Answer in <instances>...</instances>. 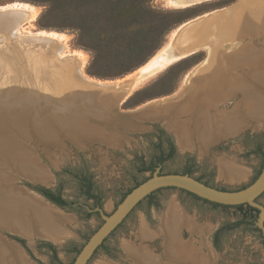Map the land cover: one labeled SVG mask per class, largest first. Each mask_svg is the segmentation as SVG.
<instances>
[{
  "label": "rangeland",
  "instance_id": "374dc122",
  "mask_svg": "<svg viewBox=\"0 0 264 264\" xmlns=\"http://www.w3.org/2000/svg\"><path fill=\"white\" fill-rule=\"evenodd\" d=\"M240 1L212 0L178 8L172 6L169 0H59L57 6L51 9L49 0H0V7L14 2L33 6L36 12L35 20L24 24L19 29V33L29 35L43 30L64 34L67 38L68 50L79 53L85 58L84 74L93 80L103 82L120 80L135 72L169 43L173 32L180 25L214 11L235 6ZM242 7L241 1V9ZM122 9L126 12L121 11ZM75 14H81L87 22L83 24L76 22L72 19ZM234 14L238 19L237 12ZM1 24L0 104L6 105H0V113L6 110L23 109V107L28 109L30 106L37 105V109L42 113L41 117L50 118L49 120L53 121L51 114L65 112L72 107L74 91H69L66 97L62 98L57 76L44 72L45 70L38 71L39 68L35 63L14 52L7 44L10 39L7 33L11 25L4 22ZM237 28V24L231 25L228 30L230 33L227 32L217 43V53L212 59L208 60L206 56L208 52L202 50L183 60H176L147 82L144 81L136 88L137 91L135 90L116 110L123 113L135 111L150 102L164 100L173 95L181 96L187 92V97L200 95V89L211 88L207 85L206 79L214 69L222 70L228 66L227 61V64L224 63L226 56L233 55L239 50L250 51L251 45H264V28L260 32L257 31L258 33L251 40L248 36L251 34L250 29H247L246 34H239ZM88 34L93 38H88ZM246 61L241 58V64L237 67L231 63L233 66L230 67L234 69L229 70L230 77L241 74V80L247 78L253 71V66L247 65ZM201 64H204L198 74L201 81L198 80L196 83L199 87L185 86V77L194 68L201 67ZM28 76L31 77L28 79ZM43 86L53 90L56 95L45 97L43 91L41 92ZM19 88L22 89L19 91ZM212 88L216 90L215 86ZM26 89L27 93H24ZM233 95H224L223 100L212 104L206 113L217 116L234 110L240 104L241 97L237 93ZM182 100V103L186 101ZM51 102L57 107L52 106ZM175 106H180V103ZM168 109L165 108V112ZM242 109L243 104H241ZM180 111L175 116L179 121L185 120L187 112H182L181 109ZM94 113L105 112L100 105ZM117 120L120 124L116 125L126 126L123 121ZM127 120L129 125L134 126L129 131L113 127L102 129L104 136L103 134L99 136L109 140L116 139L110 143L77 144L59 132L50 136L36 134V132L31 134L29 131L20 134L21 144L19 145L33 156L45 181L30 175H28L30 179L22 178L13 166L16 163L11 162L14 159L7 156L0 167V173H5L10 178V180H4V185H9L8 189L11 187L21 195L32 197L35 195L31 192H38L40 188L59 193L66 202V207L57 210L69 218V222L64 225V230L68 233L67 237L55 243L56 245L53 244L56 253L54 259L44 245L50 244V239L47 240L48 238L44 239L38 235L28 238L8 227L0 228L2 241L4 242L3 239H5L7 243L17 245L29 264H73L84 244L102 225L103 220L97 210H100L104 216H108L130 190L142 184L154 172L159 175H183L189 169L191 170L189 176L207 186L224 191H237L250 185L264 166V120L259 122L247 119L248 126L236 135L214 141L202 150L195 137L192 140V149L182 150L165 118L154 122L139 120L135 117ZM88 125L91 126L92 123L88 122ZM90 126L87 128L89 132H93L89 129H94L99 134L98 128H90ZM166 136L172 141L173 155L162 163H158L160 152L164 151L165 155L168 152ZM52 143L54 145H51ZM2 150L0 148L1 152ZM35 162L33 161L34 164ZM221 162H227L231 166L245 170L246 178L231 183L224 180L220 177ZM150 166L155 167L152 173L143 171ZM83 178L89 179L92 183L91 192L98 197V205L83 194L81 181ZM150 195L141 200L110 233L87 264H135L128 257L123 243L139 248L146 247L165 262L160 230L162 222L168 216L171 204H176L183 216L195 227L191 230L183 228L180 231L182 241L191 243L200 249L202 254L210 251L213 254L214 264H264V193L255 201L257 208L243 205L241 209L226 205H223L225 207L213 206L192 197L184 190L172 187L158 189ZM238 221H242V224L231 231L222 232L215 247L213 239L216 231ZM141 223H145L148 230L157 234V237L150 241H141L138 238ZM201 234L205 235L206 248L200 246ZM16 239H20L21 243Z\"/></svg>",
  "mask_w": 264,
  "mask_h": 264
},
{
  "label": "bare ground",
  "instance_id": "6f19581e",
  "mask_svg": "<svg viewBox=\"0 0 264 264\" xmlns=\"http://www.w3.org/2000/svg\"><path fill=\"white\" fill-rule=\"evenodd\" d=\"M208 1L212 0H169V3L174 7L185 8ZM241 1L243 3L242 9ZM241 1L235 6L214 11L180 25L173 32L169 43L135 72L120 80L103 82L93 80L84 74L85 58L79 53L68 50L67 38L64 34L43 30L34 34L30 33L29 35L19 33V29L24 24L35 20L36 12L33 6L14 2L0 7V28H2V22L11 25V29L9 28L7 33L10 38L7 43L9 47L18 55L26 57L31 63H35L37 68H39L37 69L38 71L45 70L44 72L57 76V84L59 82L58 86L60 88L59 93H61L60 96L62 98H65L66 93H69V91H74L75 93L72 107L68 111L51 114L53 121L49 120L50 118H42V113L37 109V105L30 106L29 104L30 107L28 109L26 107L20 108V112H17L20 110L18 108L17 110H6L0 113V148L3 149L2 152L0 151V167L4 163L3 159H7V156H10V159H14L11 162L16 163L12 165L16 167L20 175L27 178H29L28 175L35 176L45 181L43 179L44 175L37 168L35 160H33V156L24 151V148L19 145L21 144L20 134L24 133V131H29L31 134L36 132V134L45 136L55 135L59 132L68 138H74L80 144L94 140L110 143L116 139L109 140L99 136L103 134L101 132L102 129L104 127H107V129L113 127L129 131L134 128L133 125L128 124L129 121L127 119H132L129 115L135 116L138 114L135 118L139 120L151 119L156 121L165 118L169 129L176 135L177 144L182 150L192 149L194 137L199 143L200 150H202L214 141L236 135L248 126L247 119L262 122L264 120V45H251L250 51L239 50L233 55L224 56V63L227 64V61L228 66L225 69L222 68L221 70L219 68L210 72L206 83L211 88L200 89V95L196 94L187 97V92L181 96L173 95L164 100L150 102L135 111L123 113L116 110L135 92L138 86L144 81L147 82L176 60H183V58L185 59L202 50L208 52L206 55L208 60L212 59L213 55L217 53V43L221 41L227 32L230 33L228 30L231 25L237 24V32L239 34H246L247 29H250L249 32L251 34L248 36L250 40L253 39L256 36L255 34L264 28V0ZM235 12L238 14V19H236ZM241 58L247 60V65L253 66V71L247 78L242 80L241 74L236 77H230L229 73L230 69H234L230 67L233 66V63L235 67L241 64ZM235 59L236 61H233ZM203 65L199 68H194L185 77V86H190L191 88L195 87V85L197 86L198 80L199 82L201 81L198 74H200ZM30 77L28 76V79ZM212 86H215L216 90ZM43 87L41 92L43 91L45 97L56 95L53 90ZM89 88L99 90L101 92L100 95H96L93 91L89 92ZM21 89L19 88L18 90L20 91ZM27 89L24 93H27ZM83 93L88 98L84 99L82 97ZM234 93L241 97L240 104L234 110L217 116L211 115L212 113H206L212 104L221 102L224 95H233ZM29 97L35 99L31 95ZM186 97L187 99H185ZM182 99L186 100V103H182ZM53 102H51V105ZM177 103H180V106H175ZM241 104H243L242 110ZM0 105L6 104L1 103ZM100 105L107 114L94 113ZM52 106L57 107L54 103ZM165 108H169L171 111H168V109L165 112ZM180 109L182 112H187V118L182 121H179L177 116H175ZM116 118L123 121L127 127L116 125L120 124ZM87 121L92 123V125H88ZM88 126L90 128H98L100 130L99 134L94 129H89L93 131L89 132L87 130ZM91 133L97 135H92ZM10 138L13 139L10 140ZM51 145H54V143ZM80 147L82 146L80 145ZM219 171L220 177L230 183L242 181L247 176L245 170L231 166L227 162L220 163ZM4 180H10V178L5 173H0V228L5 226L28 238L38 235L55 242L62 241L63 238L67 237L68 233L64 230V225L69 222L68 217L61 214L62 212L60 213L59 209H55V207L49 205L38 196L21 195L11 187L8 189L9 185H4ZM183 228L188 230L195 229L190 224L189 219H186L179 211L177 205L171 204L168 216L162 222L160 230L164 244L165 262L160 259V256L153 254L146 247L139 248L128 243H123V247L132 263L134 262L135 264H214L213 254L210 251L202 254L200 249L191 243L182 241L180 231ZM201 235L200 246L206 248L205 235ZM156 237L157 234L149 231L145 223H141L138 229V238L141 241H150ZM11 263L29 264L22 251L7 245L0 238V264Z\"/></svg>",
  "mask_w": 264,
  "mask_h": 264
},
{
  "label": "water",
  "instance_id": "95a60500",
  "mask_svg": "<svg viewBox=\"0 0 264 264\" xmlns=\"http://www.w3.org/2000/svg\"><path fill=\"white\" fill-rule=\"evenodd\" d=\"M91 91L95 92L96 95H100L101 93L97 89L89 88V92ZM82 97L84 99L88 98L86 94H84ZM114 112L116 111L114 110ZM129 116L134 118L138 116V114L135 116L133 115H129ZM145 120L149 122L155 121L151 119H145ZM68 139L72 140V142L73 141L76 142L74 138L73 139L68 138ZM92 142L102 143L103 141L94 140ZM76 143L80 144L78 142ZM18 175L20 174L18 173ZM20 176L22 178H25L22 175ZM170 187L184 190L210 203L226 205V206L248 205L257 208L258 206L255 204V201L259 196H261L264 193V166L261 172L259 173V175L257 176V178L250 185L237 191L219 190L207 186L195 180L189 175H179V174L159 175L156 172H154L150 176V178H148L142 184L134 188L129 194H127L111 214H109L108 216H104L100 212V210H97V212H99L101 216V219L103 220L102 225L93 233V235L84 244L83 248L80 250L77 257L75 258L73 264H87L88 260L91 258L95 250L102 244V242L109 236V234L125 219V217L134 209V207L141 200H143L145 197H147L152 192L158 189L170 188ZM32 193L35 196L40 197L49 205L57 209H60L58 206H56L55 204L51 203L46 198H44L37 191H32Z\"/></svg>",
  "mask_w": 264,
  "mask_h": 264
},
{
  "label": "trees",
  "instance_id": "16d2710c",
  "mask_svg": "<svg viewBox=\"0 0 264 264\" xmlns=\"http://www.w3.org/2000/svg\"><path fill=\"white\" fill-rule=\"evenodd\" d=\"M58 2H59V0H49V3H51V9L54 7H56L57 6V4H58ZM121 11H124V9H122ZM124 12H126V11H124ZM121 14V13H120ZM72 19H74L76 22H78V23H84V22H87L85 19L86 18H84V16L82 17V15L81 14H79V15H74L73 16V18ZM80 29H81V27H80ZM88 36V38H90V39H92L93 37H92V35L90 36L89 34L87 35ZM97 50V49H96ZM160 133L161 134H163V132L162 131H160ZM160 146V145H159ZM173 150H174V148H173V146L171 145V143L169 142V151L167 152V154L165 155L164 154V151H161L160 152V155H159V157H158V163H162L163 161H165V159L166 158H169V157H171L172 155H173ZM263 156H264V154H263ZM264 165V164H263ZM154 166H150V167H147V168H144L143 169V171H149V172H153V170H154ZM191 174V170H189V169H187L186 170V172H185V174H183V175H190ZM81 181H82V188H83V194L85 195V197L87 198V199H90V200H93L94 201V203H95V205H98V197L95 195V194H93L92 192H91V186H92V183L90 182V180L89 179H86V178H83V179H81ZM47 200H49L50 202H52L53 204H55V205H57L58 207H60V208H64V207H66V202L61 198V196H60V194L59 193H53V192H51L50 190H48V189H45V188H40L39 190H38ZM132 190H130L127 194H129L130 192H131ZM126 194V195H127ZM190 194V193H189ZM125 195V196H126ZM192 197H194V198H196V199H198V200H202V199H200V198H198V197H196L195 195H192V194H190ZM151 195H149L148 197H150ZM125 198V197H124ZM123 198V199H124ZM122 199V200H123ZM205 203H209V204H211V205H213V206H223V205H219V204H215V203H210V202H208V201H205V200H203ZM242 206L243 205H235V206H232V207H234V208H237V209H241L242 208ZM223 207H225V206H223ZM250 210H252V211H255V209H252V208H249ZM242 224V221H238V222H235L234 224H231V225H226V226H223V227H221L219 230H217L216 231V233H215V236H214V239H213V245L215 246V247H217V242H218V239H219V236H220V234L222 233V232H224V231H231V230H233V229H235L236 227H238V226H240ZM50 247V246H49ZM51 248V247H50Z\"/></svg>",
  "mask_w": 264,
  "mask_h": 264
},
{
  "label": "flooded vegetation",
  "instance_id": "af4514ba",
  "mask_svg": "<svg viewBox=\"0 0 264 264\" xmlns=\"http://www.w3.org/2000/svg\"><path fill=\"white\" fill-rule=\"evenodd\" d=\"M163 135H165V133H163ZM166 138H167V140H168V144H167V146H168V151H169V142L171 143L172 146H173V144H172V141L170 140V138H169L168 136H166ZM51 192H52V191H51ZM38 193H40V192L38 191ZM53 193H54V192H53ZM40 194H41V193H40ZM41 195H42V194H41ZM42 196H43V195H42ZM43 197H44V196H43ZM44 198H45V197H44ZM48 201H49V200H48ZM51 203H52V202H51ZM56 206H57V205H56ZM59 208H60V207H59ZM60 209H62V208H60ZM11 233H12V232H11ZM14 234H15V233H14ZM109 235H110V234H109ZM3 240L5 241V239H3ZM16 240H17V242L21 243V242H20V239H16ZM47 240H49V239H47ZM49 241L51 242L50 244H49V243H45L44 245L48 248L51 257L54 259V258L56 257V253H55V248H54V245H53V244H55V243H59V242H55V243H54V242L51 241V240H49ZM5 242H6V241H5ZM103 242H104V241H103ZM103 242H102V243H103ZM6 243H7V242H6ZM7 245L12 246V247H15V248L18 249L19 251H22V250H21L17 245H15V244L12 245V244L7 243ZM55 245H56V244H55ZM49 246H50L51 248H50ZM100 246H102V244H101ZM100 246H99V247H100ZM99 247H98V248H99ZM98 248L95 250V252L98 250ZM79 252H80V251H79ZM95 252L93 253V255L95 254ZM22 253H23V251H22ZM23 254H24V253H23ZM77 255H78V254H77ZM93 255H92V256H93ZM92 256H91V258H92ZM76 257H77V256H76ZM76 257H75V258H76ZM91 258H90V259H91ZM90 259H89V260H90ZM74 260H75V259H74ZM89 260H88V261H89ZM73 262H74V261H73Z\"/></svg>",
  "mask_w": 264,
  "mask_h": 264
}]
</instances>
